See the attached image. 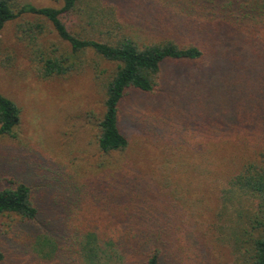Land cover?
<instances>
[{
	"label": "rangeland",
	"instance_id": "obj_1",
	"mask_svg": "<svg viewBox=\"0 0 264 264\" xmlns=\"http://www.w3.org/2000/svg\"><path fill=\"white\" fill-rule=\"evenodd\" d=\"M17 1L35 7L61 6L60 0ZM123 1L87 0L67 19V25L79 38L103 41V29L96 26V6L116 7L117 18L125 21V33L137 42L174 38L186 44L197 40L202 57L166 64L154 94L131 92L125 96L120 105L119 130L128 147L109 159L116 164L113 170L98 167L107 158L100 156L95 136L104 100L96 69L105 80L114 65L97 60L87 51L79 55L73 73L42 79L38 74L41 60L70 52L51 25L25 15L8 23L0 33V93L20 109L16 137H0V186L9 180L28 185L41 209L40 218L30 223L16 217L3 219L9 225L0 227V252L4 257L0 264H84L79 242L87 233L123 235L142 230L140 220L124 219L122 214L96 205V195L91 191L96 177L114 186L112 182L119 176L127 181L125 186H129L135 208H144V213L154 215L137 201L146 199L151 205L162 202L167 189L177 187V196L185 199L177 227L183 246L177 247V252L169 250L177 261L171 264L235 261L233 245L240 225L241 200L234 197L222 202L227 188L224 178L229 171L237 170L236 163L255 158V152L234 140L241 130L224 128L220 119L223 116L226 125L234 123V115L242 112L222 106L230 97L229 89L222 87L226 75L213 68L224 57L223 39L231 32L216 29L220 27L215 26L220 14L196 7L195 0H126L119 5ZM157 7L169 8L168 16L178 30L171 31L170 25L159 21ZM29 22L43 23V34L30 35ZM255 41L258 47V37ZM243 44L237 47L240 55L242 47L247 50ZM254 60L251 75L242 81L243 77H237L239 83L233 87L253 103L246 114H252L258 102V84L250 85L258 78V58ZM206 122L208 129L203 125ZM254 130L251 127L250 133ZM120 166L124 167L123 175L116 172ZM116 188L121 190L123 186ZM122 264H140V260L125 256Z\"/></svg>",
	"mask_w": 264,
	"mask_h": 264
},
{
	"label": "trees",
	"instance_id": "obj_2",
	"mask_svg": "<svg viewBox=\"0 0 264 264\" xmlns=\"http://www.w3.org/2000/svg\"><path fill=\"white\" fill-rule=\"evenodd\" d=\"M60 1V7H35L20 5L17 0H0V33L8 23L25 15L41 19L51 25L58 40L67 44L70 52L41 60L38 74L42 79L64 77L73 73L77 68L79 55L87 51L92 52L97 60L114 65L113 72L105 80L100 78V71L96 69V79L104 89V100L103 113L96 125L95 136L100 156L107 158L99 163L98 167L113 170V165H116L110 161L113 155L125 152L128 147L127 139L119 130L120 105L125 96L131 92L154 94L166 64L197 61L202 57V51L197 40L182 44L174 38H169L139 43L125 33L123 27L125 21L117 18L118 8H106L101 5L96 6V26L101 25L105 40L79 38L68 27L67 19L76 14L79 5L86 3L87 0ZM163 1L166 3L165 0ZM195 1L198 5L196 7L210 12L217 11L220 14L215 24L220 27L216 29L226 28L231 32V36L223 39L226 49L223 53L224 57H220L213 68L226 75V82L224 81L222 87L224 90L229 89L230 97L228 104L222 106L242 112L234 115V123L226 125L223 123V116L220 119L224 128L230 131L241 130L242 133L235 135L234 140L236 142L238 140L244 149H252L255 152V158L236 163L237 170L229 171L230 175L224 178L227 188L223 191L222 202L230 201L234 197L241 200L238 211L240 225L237 227L238 234L234 237L233 264H264V0H201L200 3L198 0ZM124 3L126 0L119 2V5ZM169 12L168 7L167 9L157 7L155 15L162 24L170 25L171 31L178 30L175 28L177 26L172 24L171 17L168 16ZM238 19L243 20L244 23L238 24ZM249 21L255 24H246ZM41 24L43 23H27L31 31L28 33L43 34L44 29ZM206 29L207 27L205 31ZM25 33L27 35V32ZM257 37L258 47L255 41ZM242 43L246 45L247 50L242 47L240 51H243V55H240L237 47ZM256 58H258V78L252 80L250 85L258 84V99L256 98L258 102L253 105L254 112L246 114L253 103L249 104L247 99L241 96L240 89L236 90L233 87L239 83L237 77L239 79L243 77L240 80L242 81L245 76L248 78L251 75ZM236 70L238 71L235 72ZM214 101L216 104L219 103L215 98ZM242 107L243 109H240ZM224 108L222 109L226 110ZM206 120L205 118L203 121ZM19 123L20 109L0 93V137L15 138ZM203 125L205 129L209 128L208 122ZM251 127H255L253 134L250 133ZM215 159L216 157L212 159L214 166ZM230 159L233 160L232 157ZM122 168L120 166L116 171L119 175L124 173ZM123 177L119 176L112 182L114 186H111L107 180L96 177L91 188L92 193L96 195V205L103 210L110 208L111 212L122 214L124 219L131 217L140 220L144 224L143 229L123 235L105 232H96V235L87 233L79 242L83 263L122 264L125 256L129 260H140V264H171V261L177 263L169 250L177 252V247L183 246L179 235L181 231L177 230V227L180 228L178 222L182 220L179 213L185 208V199H179L175 187L167 189L162 202L158 201L151 205L150 201L145 202L146 199L137 201V203L141 202L140 204L147 211H153L157 216V219H154L151 213H144V208H135V202L128 194L129 186H125L127 181ZM119 185L123 186L121 190L116 188ZM40 212L33 191L28 185L9 180L5 185L0 186V227L6 224L3 219L12 220L14 217L27 223L36 221L40 218ZM3 259V254L0 252V262Z\"/></svg>",
	"mask_w": 264,
	"mask_h": 264
}]
</instances>
